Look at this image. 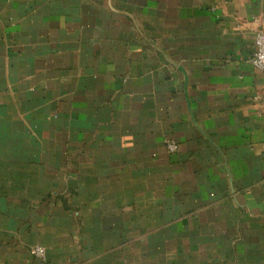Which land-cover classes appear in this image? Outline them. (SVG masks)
Instances as JSON below:
<instances>
[{
    "label": "crops",
    "instance_id": "obj_1",
    "mask_svg": "<svg viewBox=\"0 0 264 264\" xmlns=\"http://www.w3.org/2000/svg\"><path fill=\"white\" fill-rule=\"evenodd\" d=\"M263 26L264 0H0V264H264Z\"/></svg>",
    "mask_w": 264,
    "mask_h": 264
},
{
    "label": "built area",
    "instance_id": "obj_2",
    "mask_svg": "<svg viewBox=\"0 0 264 264\" xmlns=\"http://www.w3.org/2000/svg\"><path fill=\"white\" fill-rule=\"evenodd\" d=\"M254 53L251 58V63L254 68L264 74V26L257 30L254 39ZM262 107H263V116H264V91L261 94ZM169 152L175 153L177 151V144L175 142H169L167 144ZM32 254L38 259L45 261L46 260V251L42 247H36Z\"/></svg>",
    "mask_w": 264,
    "mask_h": 264
}]
</instances>
